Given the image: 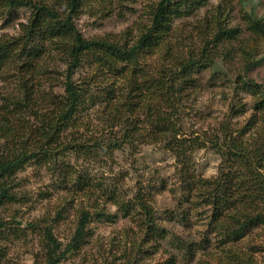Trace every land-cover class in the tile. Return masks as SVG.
Wrapping results in <instances>:
<instances>
[{"label": "rangeland", "instance_id": "1", "mask_svg": "<svg viewBox=\"0 0 264 264\" xmlns=\"http://www.w3.org/2000/svg\"><path fill=\"white\" fill-rule=\"evenodd\" d=\"M150 1L90 0L76 25L88 39L130 43L140 25L147 22L145 11ZM219 7L225 12V24L239 35L234 41L208 46L206 52H212L215 63L193 70L197 85L183 93L173 119L176 129L186 136L216 137L224 127H230L234 136L239 137L241 132L244 142L260 145L264 118L254 110V96L241 84L247 78L264 86V37L250 25L252 19L264 26V0H207L192 14L175 16L169 44L143 55L139 66L154 76L173 65L169 55L200 53L215 37L211 21ZM31 13V9L22 7L13 12L12 19L1 18L0 40L21 37V25L30 21ZM41 43L38 38L36 45L40 47ZM44 44L43 58L29 73L31 76L22 68L25 58L20 50L13 52L14 60L0 71V109L6 104L14 109L11 104L23 95V82L40 93L39 107H48L50 99L63 96L64 51L57 44ZM75 80H88L95 98L81 106L76 118L79 133L70 129L59 151L64 143L77 138L106 144L122 135L124 119L110 121V113L114 105L125 109L124 81L106 69L97 70L96 65L79 68ZM240 103L246 106V112L228 120L231 106ZM165 109L162 111L171 113ZM5 112L18 131L8 147H31L39 120L30 111L22 115ZM135 113L132 119L137 129L141 134L149 133L153 128L145 119L146 111L138 108ZM1 143L4 147L5 141ZM81 151L61 152L48 162L34 160L17 174L18 202L0 208V264L44 261L48 226L64 249L74 236L82 211L91 213L87 237L60 264H244L245 260L264 264V224L243 237L232 235L239 220L255 213L254 206L238 203L214 222L212 207L196 190L188 188L201 187L202 179L220 175L224 156L210 143L188 152L183 164H178L174 154L159 142H136L110 153L100 147ZM230 171L247 176L244 167L233 166ZM261 171L264 173V169ZM140 196L152 211L155 235L139 205L144 203ZM261 208L258 212L264 214Z\"/></svg>", "mask_w": 264, "mask_h": 264}, {"label": "trees", "instance_id": "2", "mask_svg": "<svg viewBox=\"0 0 264 264\" xmlns=\"http://www.w3.org/2000/svg\"><path fill=\"white\" fill-rule=\"evenodd\" d=\"M89 1L0 0V19L4 17L12 19L13 12L22 7L32 11L30 21L21 25V37L7 39L4 42L0 40V71L14 60L13 52L20 50L25 58L21 63L22 68L31 74L36 70L39 60L43 58L46 42L57 44L64 51L66 66L63 76L64 94L50 99L48 107H39L40 93L34 92L32 87L29 88V85L23 82V95L11 104L14 109H9L10 104L0 109L2 114L0 116V208L7 203L18 202L14 179L34 160L48 162L59 157L61 152L69 150L82 152L81 150L96 147L110 153L124 145L134 146L136 142L149 141L163 143L165 148L174 154L178 164H183L186 162L188 152L204 147L207 142L223 154L224 164L218 177L202 179L201 187L198 188L189 185L190 191L196 190L212 207L214 222L219 220L223 211L233 209L238 203L254 206L252 211L255 213L244 217V220H239L236 227L232 228V235L237 238L263 225L264 214L258 211L264 204V173L261 171L264 169V135L261 138L262 144L252 146L243 141L241 132L239 137L234 136L230 127H224L216 137L186 136L176 129L177 124L173 119L177 116L175 112L179 110L183 93L197 85L193 70L215 63L212 52H206L208 46L217 47L234 41L239 35L236 29L229 28L225 24V12L219 7L212 16L211 22L214 23L216 33L205 49L200 53L189 51L187 56L169 55L173 64L170 69L160 70L154 76H150L139 66L141 57L151 54L157 47L169 44L175 16L190 15L203 7L207 0H151L145 11L147 22L140 25L135 39L124 44L106 38L88 39L82 34L76 25V20L84 12ZM250 25L254 31L264 37V26L260 22L251 19ZM38 38L42 42L40 47L36 45ZM169 52L168 50L166 53ZM253 62L249 64L252 65ZM85 65H96L97 70L106 69L107 73L124 81L123 85L127 90L125 109H119L118 105H114L110 113V121L120 122L124 119L122 135L111 138L106 144L97 139L81 141L77 138L70 144L64 143L63 149L59 151L60 144H63L62 139L70 129H74L76 135L79 133L76 118L81 106L95 98L89 90L88 80L82 82L75 80L77 70ZM241 87L254 96V110L264 118V86L253 79L244 78ZM138 108L146 111L145 119L153 128L149 133L141 134L137 129L138 125L132 119ZM163 109L170 110L171 113H165ZM3 111L9 114L18 112L21 115L30 111L31 116L39 120V125L35 129L34 144L31 147L25 146L21 150L8 147L10 139L14 138L18 131L10 124V116H4ZM245 112L244 104L231 106L228 120ZM3 140L4 147L1 143ZM219 141H222L221 144ZM224 149L225 151H222ZM233 166L247 169V176L240 177L237 172H228ZM140 201L144 202L141 196ZM139 205L146 214L148 228L155 235L150 207L145 202ZM262 209L264 210V207ZM59 215L58 213L57 217ZM90 221L91 213L82 211L74 236L64 249L62 243L55 237L52 226H48L44 233V261L38 264H60L65 260L67 255L77 250L87 237V226ZM244 262V264H252L249 260Z\"/></svg>", "mask_w": 264, "mask_h": 264}]
</instances>
